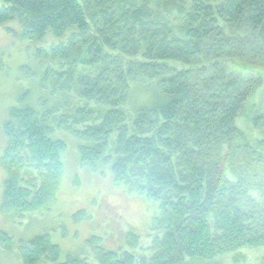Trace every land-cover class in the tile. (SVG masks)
I'll return each instance as SVG.
<instances>
[{"label":"trees","instance_id":"1","mask_svg":"<svg viewBox=\"0 0 264 264\" xmlns=\"http://www.w3.org/2000/svg\"><path fill=\"white\" fill-rule=\"evenodd\" d=\"M10 19L58 42L2 123L5 220L52 208L67 132L80 165L153 207L118 249L90 237L96 264H217L264 247V0H1ZM19 243L23 264H93L62 258L46 232Z\"/></svg>","mask_w":264,"mask_h":264},{"label":"rangeland","instance_id":"2","mask_svg":"<svg viewBox=\"0 0 264 264\" xmlns=\"http://www.w3.org/2000/svg\"><path fill=\"white\" fill-rule=\"evenodd\" d=\"M55 42L58 39L51 32L40 40L22 38L17 20L0 23V155L5 146L2 123L6 110L17 102L24 87L41 79L48 65L54 68L48 57L40 53H47ZM46 80L53 82V75ZM37 90L39 94L38 87ZM32 97L35 105L36 95ZM255 100L264 110V81ZM59 136L66 148L62 154L63 172L57 200L50 210L25 214L15 221L5 220L0 214V234L3 232L11 238L5 244L0 239V264H23L19 241L36 233H49L58 244L62 258L86 255L96 264V251L87 241L90 237H95L97 243L102 242L105 248L115 250L124 245V233L130 226L141 234L147 232L153 207L138 195L115 185L106 167L94 171L80 165L76 144L79 140L67 132ZM4 177L0 167V203ZM146 241L141 239L144 246ZM235 254L219 259L217 264H264V247L243 248ZM196 263L209 264L200 260Z\"/></svg>","mask_w":264,"mask_h":264}]
</instances>
